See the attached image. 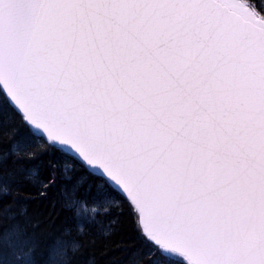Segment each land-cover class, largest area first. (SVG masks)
I'll use <instances>...</instances> for the list:
<instances>
[{
	"label": "snow or ice",
	"instance_id": "1",
	"mask_svg": "<svg viewBox=\"0 0 264 264\" xmlns=\"http://www.w3.org/2000/svg\"><path fill=\"white\" fill-rule=\"evenodd\" d=\"M0 264H264V3L0 0Z\"/></svg>",
	"mask_w": 264,
	"mask_h": 264
},
{
	"label": "trees",
	"instance_id": "2",
	"mask_svg": "<svg viewBox=\"0 0 264 264\" xmlns=\"http://www.w3.org/2000/svg\"><path fill=\"white\" fill-rule=\"evenodd\" d=\"M261 2L264 3V0H261ZM84 187L86 188L87 185ZM32 191L34 190L25 192L21 199L26 200L28 203L29 216L34 221L39 220L41 222L40 226L35 229V232L41 244V250H44L46 247H50L54 244L56 238L60 235L65 218L69 216L70 213L64 212L61 209V201L56 188L48 192L47 198L33 197L31 194ZM81 191H83V189ZM120 220V238L128 245L134 244L136 248L143 247L144 250L147 251V246L143 245L140 241L126 209ZM29 231H32V229H29ZM134 250L133 248L132 251ZM118 255L119 253H110L111 257H116Z\"/></svg>",
	"mask_w": 264,
	"mask_h": 264
},
{
	"label": "rangeland",
	"instance_id": "3",
	"mask_svg": "<svg viewBox=\"0 0 264 264\" xmlns=\"http://www.w3.org/2000/svg\"><path fill=\"white\" fill-rule=\"evenodd\" d=\"M89 213H90V208H89ZM85 214H88V213H85Z\"/></svg>",
	"mask_w": 264,
	"mask_h": 264
}]
</instances>
